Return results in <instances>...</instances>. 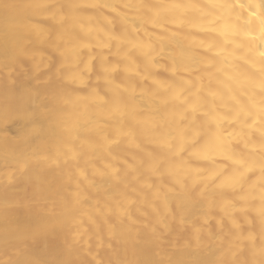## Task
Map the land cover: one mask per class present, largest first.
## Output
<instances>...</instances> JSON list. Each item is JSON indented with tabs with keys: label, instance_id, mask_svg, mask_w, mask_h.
Returning <instances> with one entry per match:
<instances>
[{
	"label": "bare ground",
	"instance_id": "6f19581e",
	"mask_svg": "<svg viewBox=\"0 0 264 264\" xmlns=\"http://www.w3.org/2000/svg\"><path fill=\"white\" fill-rule=\"evenodd\" d=\"M0 264H264V0H0Z\"/></svg>",
	"mask_w": 264,
	"mask_h": 264
}]
</instances>
